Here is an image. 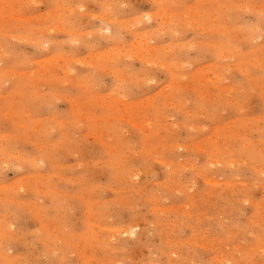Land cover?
<instances>
[{
  "label": "rangeland",
  "instance_id": "1",
  "mask_svg": "<svg viewBox=\"0 0 264 264\" xmlns=\"http://www.w3.org/2000/svg\"><path fill=\"white\" fill-rule=\"evenodd\" d=\"M0 264H264V0H0Z\"/></svg>",
  "mask_w": 264,
  "mask_h": 264
},
{
  "label": "bare ground",
  "instance_id": "2",
  "mask_svg": "<svg viewBox=\"0 0 264 264\" xmlns=\"http://www.w3.org/2000/svg\"><path fill=\"white\" fill-rule=\"evenodd\" d=\"M233 160V159H232ZM182 166V165H181ZM243 184V183H242ZM131 231V230H130Z\"/></svg>",
  "mask_w": 264,
  "mask_h": 264
}]
</instances>
